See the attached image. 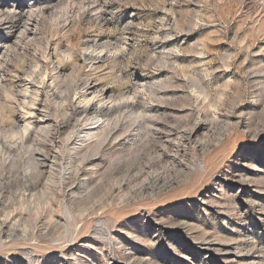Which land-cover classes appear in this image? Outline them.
I'll return each instance as SVG.
<instances>
[{"label":"rangeland","instance_id":"obj_1","mask_svg":"<svg viewBox=\"0 0 264 264\" xmlns=\"http://www.w3.org/2000/svg\"><path fill=\"white\" fill-rule=\"evenodd\" d=\"M0 140V264H264V0H0Z\"/></svg>","mask_w":264,"mask_h":264},{"label":"bare ground","instance_id":"obj_2","mask_svg":"<svg viewBox=\"0 0 264 264\" xmlns=\"http://www.w3.org/2000/svg\"><path fill=\"white\" fill-rule=\"evenodd\" d=\"M89 101V100H88ZM88 111H89V109L88 108H86V107H84V108H82L81 109V112H83L85 115H83L84 116V119H82V121L83 120H85V121H83V122H86L85 123V125L86 126H89L90 125V127H83L82 129H81V131H80V134L82 133L83 135H85L86 136V138L89 140V141H91V140H93L94 139V137H96L98 134H95L94 133V131L96 130V129H100L101 127H103V125H105V121H102L103 119H100V117H95V118H98L97 120H95V121H92L91 119V117H94V115L92 116H88ZM79 113V112H78ZM97 113V112H96ZM98 114V113H97ZM90 117V118H89ZM88 120H90L91 122H87ZM107 121V120H106ZM81 122V121H80ZM108 122V121H107ZM134 123H136V122H134ZM84 124V123H83ZM83 124H82V126H83ZM107 125V124H106ZM81 126V127H82ZM26 127H28V126H26ZM27 129V128H26ZM129 129V128H128ZM127 129V130H128ZM101 130V129H100ZM104 130V129H103ZM129 131V130H128ZM99 136V135H98ZM184 137V136H183ZM93 138V139H92ZM100 138V137H99ZM186 138V137H185ZM98 139V138H97ZM82 140H83V138H82ZM95 140H96V138H95ZM1 141V140H0ZM86 141V140H85ZM98 141V140H97ZM88 143V142H87ZM84 144H86V143H84ZM75 149H77V148H75ZM55 153V152H54ZM57 154V153H56ZM54 155V154H53ZM54 158L56 159V161H58V156H54ZM73 159V158H72ZM48 162V161H47ZM85 163H86V161H85ZM52 166L54 167V166H56V163H52ZM80 168V167H79ZM78 169V168H77ZM75 170H76V168H75ZM86 170V169H85ZM87 172V171H86ZM68 175V174H67ZM65 179V178H64ZM84 179V178H83ZM157 181V180H156ZM172 183H174L173 182V180H172ZM81 184V183H80ZM71 192V191H70ZM72 193V192H71ZM75 193H77V192H75ZM79 194V193H78ZM73 196H74V193H73ZM157 196V195H156ZM154 198H155V195H154Z\"/></svg>","mask_w":264,"mask_h":264}]
</instances>
